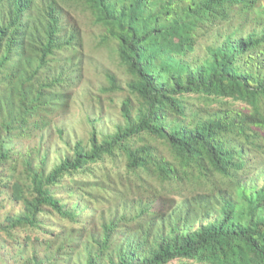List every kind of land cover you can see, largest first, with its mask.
Wrapping results in <instances>:
<instances>
[{"label": "trees", "instance_id": "16d2710c", "mask_svg": "<svg viewBox=\"0 0 264 264\" xmlns=\"http://www.w3.org/2000/svg\"><path fill=\"white\" fill-rule=\"evenodd\" d=\"M1 251L264 264V0H0Z\"/></svg>", "mask_w": 264, "mask_h": 264}, {"label": "rangeland", "instance_id": "374dc122", "mask_svg": "<svg viewBox=\"0 0 264 264\" xmlns=\"http://www.w3.org/2000/svg\"><path fill=\"white\" fill-rule=\"evenodd\" d=\"M85 53L87 55H90L89 62L87 64L86 69V76L88 79V82L95 86L96 82L98 81V72L101 70V67H107V71L112 72L116 74L117 76L120 74V69L117 64V60L115 58L114 52L111 48V46L107 45V48L102 47L99 49H96L94 47L95 43L92 41V37H88L87 41L85 43ZM122 77V75L120 76ZM78 107L74 106L72 109L73 117L78 118L79 113L77 112ZM117 106L113 105L111 103L110 96L107 95V110L105 111V114H107V128L110 126V122L117 117ZM3 251V250H2ZM0 252V264H11L8 260V255L4 252Z\"/></svg>", "mask_w": 264, "mask_h": 264}]
</instances>
